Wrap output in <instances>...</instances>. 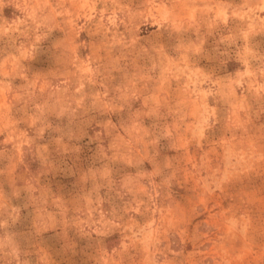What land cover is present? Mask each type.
Masks as SVG:
<instances>
[{
	"label": "rangeland",
	"instance_id": "obj_1",
	"mask_svg": "<svg viewBox=\"0 0 264 264\" xmlns=\"http://www.w3.org/2000/svg\"><path fill=\"white\" fill-rule=\"evenodd\" d=\"M0 264H264V0H0Z\"/></svg>",
	"mask_w": 264,
	"mask_h": 264
}]
</instances>
